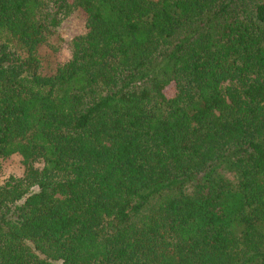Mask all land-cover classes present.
Here are the masks:
<instances>
[{"label":"trees","instance_id":"trees-1","mask_svg":"<svg viewBox=\"0 0 264 264\" xmlns=\"http://www.w3.org/2000/svg\"><path fill=\"white\" fill-rule=\"evenodd\" d=\"M12 156L0 264H264V0H0Z\"/></svg>","mask_w":264,"mask_h":264},{"label":"rangeland","instance_id":"rangeland-1","mask_svg":"<svg viewBox=\"0 0 264 264\" xmlns=\"http://www.w3.org/2000/svg\"><path fill=\"white\" fill-rule=\"evenodd\" d=\"M83 30V17L80 12L76 11L62 21L58 27V33L63 40L62 47L58 54L59 61L65 59L67 55V42L75 35H78ZM21 170L18 165V158L12 156L0 165V181L9 175H20Z\"/></svg>","mask_w":264,"mask_h":264}]
</instances>
